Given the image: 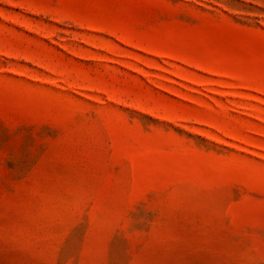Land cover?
<instances>
[{"label": "rangeland", "instance_id": "rangeland-1", "mask_svg": "<svg viewBox=\"0 0 264 264\" xmlns=\"http://www.w3.org/2000/svg\"><path fill=\"white\" fill-rule=\"evenodd\" d=\"M0 264H264V0H0Z\"/></svg>", "mask_w": 264, "mask_h": 264}]
</instances>
